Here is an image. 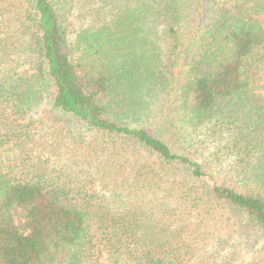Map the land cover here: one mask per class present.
<instances>
[{
  "label": "trees",
  "instance_id": "trees-1",
  "mask_svg": "<svg viewBox=\"0 0 264 264\" xmlns=\"http://www.w3.org/2000/svg\"><path fill=\"white\" fill-rule=\"evenodd\" d=\"M264 0H0V264H264Z\"/></svg>",
  "mask_w": 264,
  "mask_h": 264
},
{
  "label": "rangeland",
  "instance_id": "rangeland-1",
  "mask_svg": "<svg viewBox=\"0 0 264 264\" xmlns=\"http://www.w3.org/2000/svg\"><path fill=\"white\" fill-rule=\"evenodd\" d=\"M258 18L261 21L262 25L264 26V15L260 14V15H258Z\"/></svg>",
  "mask_w": 264,
  "mask_h": 264
}]
</instances>
